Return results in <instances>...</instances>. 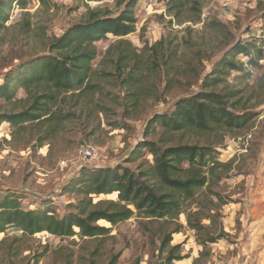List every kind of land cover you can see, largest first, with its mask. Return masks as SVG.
<instances>
[{
	"label": "rangeland",
	"instance_id": "1",
	"mask_svg": "<svg viewBox=\"0 0 264 264\" xmlns=\"http://www.w3.org/2000/svg\"><path fill=\"white\" fill-rule=\"evenodd\" d=\"M24 1L25 9L14 7L5 27L0 29V74L6 72L1 71L4 59L17 64L21 58L42 54L49 40L61 37L83 18L87 6L114 16L122 11L119 0ZM201 4L202 22L198 23L196 17L173 18L160 0H139L134 8L137 31L126 38L137 49L136 74L141 75L133 88H125L105 55L116 41L109 35L96 44L99 52L93 63L97 71L106 72V77L95 82L97 88L93 92H71L58 98L54 111L69 115L68 120L54 127L25 125L22 130L2 123L0 192L27 193L25 207L32 201L39 204L34 197L53 198L54 207L64 215L66 205L77 203L80 198L74 190L59 197L60 187L69 178L84 167L122 166L136 170L142 160L127 163L130 153L141 140L157 141L163 135L159 128L149 133V121L155 115L171 113L180 99L198 94L204 79L233 46L256 44L261 47V54L252 50L251 57H237L246 64V72L252 78L244 81L241 74L234 72L217 89L241 91L236 112L255 115L249 128L208 136L173 132L168 135L166 146L208 143L218 147V158L224 164L186 210L208 213L220 208L218 226L226 233L225 239L208 247L198 264H257V253L250 247L254 239L257 241L252 224L264 212V205L258 203L264 188V0H201ZM214 22L221 27L212 26ZM28 24L30 29L26 31ZM159 42L161 53L156 55L150 49ZM173 52L177 53L174 62L169 60ZM154 58L161 64H153ZM250 59L253 62L249 63ZM165 60L167 66L163 64ZM43 90L32 89L28 95L20 90L12 103L0 101V114L26 110ZM83 146L96 147L99 159L82 161ZM220 197L229 204L220 206ZM102 200L117 201V195L94 197V203ZM175 223L184 227L173 235L171 246L181 245L180 252L188 259L174 264H193L203 249L197 244L195 232L187 226L185 214L176 222L150 221L137 215L115 227L101 221L98 225L111 229L110 233L92 240H59L47 233L27 237L11 229L0 235V264H162L167 251L160 256L161 241L176 228Z\"/></svg>",
	"mask_w": 264,
	"mask_h": 264
},
{
	"label": "trees",
	"instance_id": "2",
	"mask_svg": "<svg viewBox=\"0 0 264 264\" xmlns=\"http://www.w3.org/2000/svg\"><path fill=\"white\" fill-rule=\"evenodd\" d=\"M138 2L139 0H119L122 11L117 16L109 11L87 6L83 18L69 27L61 37L49 40L42 54L18 59L17 64L4 59L6 62L1 71L6 72L0 74L3 82L0 84V101L12 103L20 90L27 95L32 89L44 90L34 96L32 104L26 110L0 114V126L2 123H9L14 129L22 130L25 125L54 127L68 120L69 115H58L54 111L58 98L71 92H93L97 88L95 82L106 77V72L97 71L93 63L99 52L96 44L107 40L109 35L116 41L110 45L105 55L110 58L116 75L125 88H133L141 75L136 74L137 49L126 38L137 31L138 20L134 15V8ZM160 2L166 4L167 11L173 18L190 16L188 18L196 17L198 23L202 22L201 0ZM19 6L25 9V1L0 0V29L5 27L11 10ZM212 26L220 28L221 24L214 22ZM29 29L28 24L26 31ZM160 44L159 42L152 46L151 52L159 55ZM252 50L259 54L262 52L261 47L256 44L238 43L233 46L204 79L203 88L198 94L180 99L171 113L155 115L149 121V133L152 134L159 128L163 135L157 141L146 138L141 140L130 153L127 163L142 160L136 170L122 166L84 167L69 178L60 187L59 197L74 190L80 198L77 203L66 205L64 215H60L54 207L56 202L53 198L34 197L39 204L32 201L29 207H25L27 193L7 194L1 191L0 235L15 229L27 237L47 233L59 240L74 237L92 240L110 233L111 229L98 225L101 221L115 227L137 215L150 221L176 222L185 214L187 226L195 232L197 244L203 249L200 257L193 263L198 264L208 247L225 239L226 233L222 226H218L220 208L210 209L208 213L201 210L186 213V210L196 202L198 193L210 185L212 176L224 164L218 158V147L208 143L203 146L199 143L166 146L169 142L168 135L184 132L208 136L221 131L249 128L255 115L250 112H236V100L241 91L217 89L234 72L241 74L244 81L252 78V74L246 72V64L237 60L240 55L251 57ZM176 55V52L171 53L169 60H175ZM164 58L165 55H162L161 59ZM152 63L161 64L158 59ZM163 64L167 66L168 61H163ZM132 95L133 98L138 96L135 93ZM146 164L148 166L144 167ZM113 194L117 195V201L102 200L94 203V197ZM219 200L222 201L220 206L229 204L221 197ZM32 206L35 208L31 209ZM204 221H208L209 225H205ZM175 224L176 228L161 241L160 256L167 251L162 264H174L188 259V256H183L180 252L181 245L171 246L173 235L181 233L184 227L179 223Z\"/></svg>",
	"mask_w": 264,
	"mask_h": 264
},
{
	"label": "crops",
	"instance_id": "3",
	"mask_svg": "<svg viewBox=\"0 0 264 264\" xmlns=\"http://www.w3.org/2000/svg\"><path fill=\"white\" fill-rule=\"evenodd\" d=\"M258 203L264 205V188L261 192L260 200ZM262 213L263 214H261V216H258V218H256L257 216L254 217L256 219H254L255 222L252 224L254 228V233L257 235V241L254 239L251 243L250 248L252 251L254 250V252L257 253V264H264V212ZM257 232H259V234H257ZM260 244L261 246L259 247Z\"/></svg>",
	"mask_w": 264,
	"mask_h": 264
},
{
	"label": "built area",
	"instance_id": "4",
	"mask_svg": "<svg viewBox=\"0 0 264 264\" xmlns=\"http://www.w3.org/2000/svg\"><path fill=\"white\" fill-rule=\"evenodd\" d=\"M99 155V150L93 146H83L80 149V156L84 162L97 161L99 159ZM65 164L66 163L64 162L62 163V165Z\"/></svg>",
	"mask_w": 264,
	"mask_h": 264
}]
</instances>
